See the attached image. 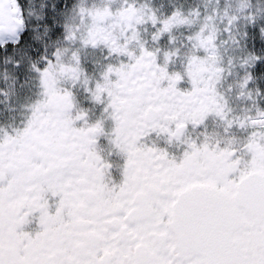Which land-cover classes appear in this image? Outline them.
<instances>
[{"label":"snow or ice","instance_id":"obj_1","mask_svg":"<svg viewBox=\"0 0 264 264\" xmlns=\"http://www.w3.org/2000/svg\"><path fill=\"white\" fill-rule=\"evenodd\" d=\"M0 264H264V0H0Z\"/></svg>","mask_w":264,"mask_h":264}]
</instances>
